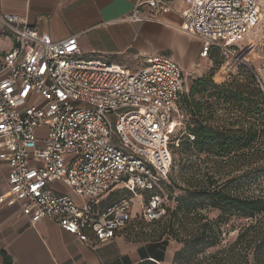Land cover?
<instances>
[{
    "label": "built area",
    "instance_id": "2783aa9c",
    "mask_svg": "<svg viewBox=\"0 0 264 264\" xmlns=\"http://www.w3.org/2000/svg\"><path fill=\"white\" fill-rule=\"evenodd\" d=\"M173 1L137 0L124 21L151 18L142 6L152 16L177 13L178 30L201 41L200 58L216 49L227 72L246 65L251 44L240 42L258 25L264 0H183L180 12ZM2 34L14 45L0 54V161L8 167L0 203L20 204L31 223L52 220L83 242L88 234L112 240L132 220L134 199L144 221L162 219L181 68L163 56L134 72L83 60L77 35L53 41L17 14L0 15Z\"/></svg>",
    "mask_w": 264,
    "mask_h": 264
},
{
    "label": "crops",
    "instance_id": "0c3cea01",
    "mask_svg": "<svg viewBox=\"0 0 264 264\" xmlns=\"http://www.w3.org/2000/svg\"><path fill=\"white\" fill-rule=\"evenodd\" d=\"M136 1L0 0V15L17 14L28 27L53 41L77 35L80 59L108 62L131 72L145 67L154 56L173 60L182 72L187 64L195 63L201 41L178 30L182 21L177 13L152 16L150 8L142 6L143 14L151 18L138 23L124 21ZM172 6L180 12L184 8L183 0H174ZM179 39L190 43L184 45ZM13 45L11 35H0V54ZM149 47L156 48L151 52ZM7 175L8 167L0 161V197L8 196ZM55 187L70 193L59 184ZM136 215L132 210V219ZM130 222L110 241L99 243L88 234L83 242L52 220L33 224L22 214L20 204L9 206L3 202L0 203V264H140L144 261L173 264V254L181 246L169 251L170 246L169 250H163L156 247L157 243L127 240L123 233Z\"/></svg>",
    "mask_w": 264,
    "mask_h": 264
},
{
    "label": "trees",
    "instance_id": "16d2710c",
    "mask_svg": "<svg viewBox=\"0 0 264 264\" xmlns=\"http://www.w3.org/2000/svg\"><path fill=\"white\" fill-rule=\"evenodd\" d=\"M251 70L246 71L245 82L233 81L230 85H214L201 77L193 83L189 93L180 96L177 106L183 118L188 120L185 133L180 138L179 153L204 154L219 162L234 163L237 165L235 169L255 163L257 175L264 170V163L257 165L264 162V90ZM195 95L201 98L207 95L216 105L236 104L243 116L229 118L221 125L210 124L213 111L206 102L197 101ZM238 178H229L222 185L212 177L206 178L204 183L189 184L183 189L186 194L172 199L171 208L168 202L165 216L154 222L162 223V228L153 243L164 248L170 239L181 245L173 256V264H203V258V261L211 259L210 264H223L222 259H217V253L208 256L204 253L217 243L218 226L234 213L256 223L238 234L233 248L245 242L244 256L247 257V252L252 250L253 263L264 264V199L239 192L238 188L242 186L239 182L230 186ZM164 186L167 188V183ZM207 209L219 210L215 221H210L203 213ZM251 231L254 233L248 240L246 238ZM140 264L155 263L144 261ZM243 264H247V258Z\"/></svg>",
    "mask_w": 264,
    "mask_h": 264
},
{
    "label": "rangeland",
    "instance_id": "374dc122",
    "mask_svg": "<svg viewBox=\"0 0 264 264\" xmlns=\"http://www.w3.org/2000/svg\"><path fill=\"white\" fill-rule=\"evenodd\" d=\"M184 45H189V41L185 39H179ZM250 43L243 57L245 59V67H234L233 70L227 72L225 70L226 58L219 50L213 49L208 53L206 58H196L195 63L187 64L183 69L185 92L189 93L191 86L197 79L207 78L214 85L231 84L233 81L245 82L246 71L251 70L256 77L260 87L264 89V7L261 12V18L258 25L249 33V35L240 42V45ZM156 47H149L152 52ZM158 48V47H157ZM163 54V53H162ZM166 55V54H165ZM250 55V56H249ZM168 56V54H167ZM247 60V61H246ZM250 61V62H249ZM224 67V68H223ZM222 75V76H221ZM225 75V76H224ZM229 76V77H228ZM225 79V80H224ZM202 98L200 95H195V99L200 102H206L207 105L213 111L211 116L213 119L209 121L210 124H225L229 121V118H235L243 116L240 109L236 104H223L216 105L212 98ZM204 115H208L207 112H203ZM188 118H183L179 105L177 106V112L173 118V122L170 125V140H171V156L172 165L168 176L167 188L165 193L168 195L169 208H171L173 202L172 199L179 198L186 193L183 189H186L188 185L196 186L197 184L204 183L206 178L212 177L217 181L218 185H222L226 180L232 177H239L237 181L232 185H236L238 182L242 185L238 188L239 192L245 193L249 197H260L264 199V170L258 175L254 172L255 163H251L250 166L244 168L235 169L234 163H223L212 158H207L204 154L195 155L191 153L181 154L178 151L180 144V138L185 133V124ZM115 145L120 147L117 141ZM264 162L260 161L257 165H262ZM257 175V176H256ZM256 177V178H255ZM54 188H59L55 187ZM60 189V188H59ZM71 195V193H69ZM73 200L75 196L72 197ZM138 200L133 202V214H137L133 218L130 224L124 231V237L127 240L134 241L136 243H145L150 245L156 239L157 234L162 228V223H148L140 218L138 215ZM203 213L208 217L210 221H215L220 214L217 209H207ZM260 217V216H259ZM226 222L220 224L217 230L219 236L217 237V243L214 247L208 248L204 255H212L217 253V259L223 260V264H243L247 258V264L253 263V251L247 252V257L244 256L246 243L233 248V244L238 236L247 226L255 225L256 221L252 219H245L239 214L234 213L226 218ZM264 220V219H263ZM254 231H251L246 239H250ZM170 246L169 248H167ZM180 244H177L174 240H168V243L163 248L161 244L156 247L159 249L173 251L177 249ZM203 264L212 263L211 259H206Z\"/></svg>",
    "mask_w": 264,
    "mask_h": 264
},
{
    "label": "bare ground",
    "instance_id": "6f19581e",
    "mask_svg": "<svg viewBox=\"0 0 264 264\" xmlns=\"http://www.w3.org/2000/svg\"><path fill=\"white\" fill-rule=\"evenodd\" d=\"M250 56V55H249ZM247 61V60H246ZM250 62V61H249ZM224 68V67H223ZM222 76V75H221ZM225 76V75H224ZM229 77V76H228ZM225 80V79H224ZM174 255V254H173Z\"/></svg>",
    "mask_w": 264,
    "mask_h": 264
},
{
    "label": "water",
    "instance_id": "95a60500",
    "mask_svg": "<svg viewBox=\"0 0 264 264\" xmlns=\"http://www.w3.org/2000/svg\"><path fill=\"white\" fill-rule=\"evenodd\" d=\"M264 90V89H263Z\"/></svg>",
    "mask_w": 264,
    "mask_h": 264
}]
</instances>
